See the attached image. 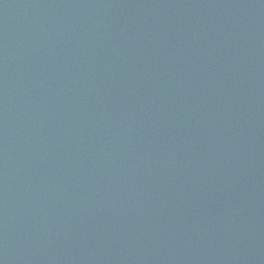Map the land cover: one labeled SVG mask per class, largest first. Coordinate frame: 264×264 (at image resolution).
<instances>
[{
    "label": "water",
    "instance_id": "95a60500",
    "mask_svg": "<svg viewBox=\"0 0 264 264\" xmlns=\"http://www.w3.org/2000/svg\"><path fill=\"white\" fill-rule=\"evenodd\" d=\"M0 264H264V0H0Z\"/></svg>",
    "mask_w": 264,
    "mask_h": 264
}]
</instances>
